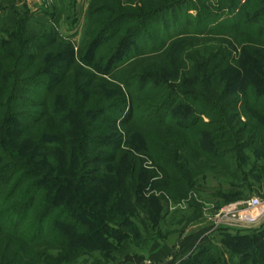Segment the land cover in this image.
<instances>
[{
	"label": "trees",
	"instance_id": "trees-1",
	"mask_svg": "<svg viewBox=\"0 0 264 264\" xmlns=\"http://www.w3.org/2000/svg\"><path fill=\"white\" fill-rule=\"evenodd\" d=\"M205 2L128 7L115 13L108 42L113 27L82 48L55 32L32 43L25 25L16 35L0 27L9 36L0 40V264H70L101 241L121 249L107 238L127 237L131 214H153L141 197L148 180L161 173L167 194L187 198L206 169L238 179L244 149L264 150V0H227L234 25ZM171 12L187 25L159 31L152 20ZM30 15L25 6L21 22ZM218 30L232 36L225 45L202 42ZM79 129L77 142L70 131ZM253 249L232 264H264V245ZM211 253L202 247L186 264H208ZM145 258L128 253L125 262Z\"/></svg>",
	"mask_w": 264,
	"mask_h": 264
},
{
	"label": "rangeland",
	"instance_id": "rangeland-1",
	"mask_svg": "<svg viewBox=\"0 0 264 264\" xmlns=\"http://www.w3.org/2000/svg\"><path fill=\"white\" fill-rule=\"evenodd\" d=\"M165 1L168 0H120V8L117 5L118 0H41L44 5L33 4L35 10L31 9L30 22L23 24L21 19L24 18L25 6H28V4L19 0H14V2L0 0V6H7V9L4 10L0 7V27H8L16 35L17 32H20V27L25 25L26 32L23 38L28 39V41L32 39V43L36 41L35 36L40 33L48 35L47 32H55L63 40L71 41L77 48H82L93 41L101 33V29H104L103 32H105L109 27H113L106 36H103L105 42H108V37H111L116 29L115 24H113L115 13H123L124 11V13H129L127 11L128 7L144 9V5H156ZM195 1L197 5L202 7L203 2H205ZM226 1L207 0L205 4L214 11H219L218 8L223 9L224 15L217 19L220 24L234 25L239 17L233 12L231 13L228 6L225 5ZM36 10L39 11L35 12ZM183 10L185 9L180 11L183 12ZM181 13L178 15V13L171 12L163 17L159 16L160 18L155 17L152 23L159 31H164L167 22H169L172 26L171 33H178V29H182L187 25V17L184 16L185 14L182 16ZM190 13L196 15L198 11L194 9ZM6 17H11L10 21H6ZM227 32L225 30L215 31L211 34L209 41L202 42L213 44L216 41L212 40L218 39L215 45H225L224 40L232 37ZM8 37L5 34H0V40H7ZM158 38V36H155L153 39L157 40ZM143 39L145 40V38ZM159 41H161L160 38ZM142 42V38H138L133 45V51L128 55H134ZM234 42L237 51L234 52L233 56L238 57L241 46L239 41ZM29 52L34 55L38 53V50L29 48ZM9 54L14 57L12 52ZM165 56L158 58L163 59ZM169 60H173V57ZM106 80L114 83V80L109 77ZM107 83L109 84H106L105 91L111 96L114 94L113 83ZM243 119L246 121L245 118ZM70 132L73 134L71 139L75 138L77 142H80L82 130ZM50 143L54 144L53 142ZM244 153L246 155L241 162L242 172L240 178H234L223 170L206 169L202 174L193 178L194 186L187 198H178L175 195L176 198L173 199L167 194L162 188L165 186V177L158 172L160 173L159 176L148 180L147 188L141 193V197L149 199L150 203L147 207L150 211L152 210L153 214L141 212L140 219L135 214H131L129 225L126 224L127 227L124 228L126 232L130 230L127 237L122 239L118 234L111 233L112 237L107 238L114 241L116 245L122 246V248L118 250L109 249L107 242L101 241L98 248L82 255L70 264H135L125 262L128 253L130 255L145 254L146 258L143 264H186L198 250L205 246L212 250L211 256L206 261L208 264L238 262L239 252L250 249V246L257 249L264 245V215L256 224L251 223L245 226L224 225L216 231L212 229L214 228L215 214L227 205L258 197L262 202V207L256 210V214L264 213V150L246 148ZM145 161V167L157 171L151 159L146 157ZM171 178L172 181L175 180L174 177ZM108 181L103 180V185ZM156 181L160 182L161 187H154ZM205 230H208L209 234L203 244L197 245L198 247L191 252L181 250V242L185 239H194L199 236V242H202V239L206 236L204 234ZM159 237L161 239L157 240ZM226 239H237L240 244H230ZM155 240L157 241L155 242ZM159 242L172 245V254L164 260L154 261L149 259L151 250ZM149 247L151 248L149 249ZM182 252L183 255L181 256ZM215 258H223L225 262H214Z\"/></svg>",
	"mask_w": 264,
	"mask_h": 264
},
{
	"label": "built area",
	"instance_id": "built-area-1",
	"mask_svg": "<svg viewBox=\"0 0 264 264\" xmlns=\"http://www.w3.org/2000/svg\"><path fill=\"white\" fill-rule=\"evenodd\" d=\"M262 207L260 198L253 197L247 201L236 204L227 205L221 208L214 216V228L225 226H245L248 224H256L262 219L263 214L257 215L256 210Z\"/></svg>",
	"mask_w": 264,
	"mask_h": 264
},
{
	"label": "crops",
	"instance_id": "crops-1",
	"mask_svg": "<svg viewBox=\"0 0 264 264\" xmlns=\"http://www.w3.org/2000/svg\"><path fill=\"white\" fill-rule=\"evenodd\" d=\"M19 1H21L22 3H24V2L27 3L28 6L30 7V9H32V10H35V8H33V4L34 5H40V6L44 5L43 2H41V0H19ZM45 3H46V1H45ZM38 11L36 10L35 12H38ZM204 234L206 236L202 239V242H199V236H198V238L195 237L194 239H185V240H183L181 242V245H180V247L182 248L181 250L183 252L184 251H188V252L193 251L195 248H197L199 246V244H203L204 243L203 241H205L206 237H208L209 231L205 230ZM172 252H173L172 245L159 242L151 250V253L149 255V259H152L154 261L155 260H164L165 258H168L172 254ZM183 252L181 253V256L183 255Z\"/></svg>",
	"mask_w": 264,
	"mask_h": 264
}]
</instances>
